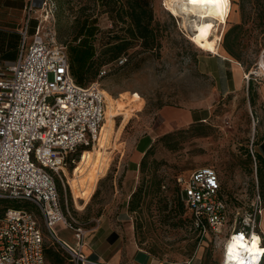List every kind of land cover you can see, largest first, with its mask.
<instances>
[{"label":"rangeland","instance_id":"1","mask_svg":"<svg viewBox=\"0 0 264 264\" xmlns=\"http://www.w3.org/2000/svg\"><path fill=\"white\" fill-rule=\"evenodd\" d=\"M43 1H38V19L32 26L40 20L42 34L50 41L70 47L78 42L76 35L83 19H96L99 30L93 39L100 54L113 36L112 30H120L98 0H48V5ZM171 1L153 0L152 4L161 45L145 49L136 43L126 51L125 64L107 65L110 70L100 79L107 101L106 120L95 147L83 156L80 150L72 154L61 171L59 191L70 225L59 222L53 229L74 244L75 228L81 227L85 248H91L101 213L109 211L117 217L125 210L134 222L138 244L157 260L166 264L192 260L222 264L225 233L215 237L202 232L184 202L173 199L177 189L181 196L178 178L204 166L218 171L232 221L241 224L258 196L264 198V165L250 153L253 150L257 154L260 140L263 110L258 88L264 86V77L258 76L249 84L244 75L261 61L264 20L253 0H231L227 25L220 30L219 54L214 48L202 47L203 40L193 35L190 26H184ZM31 39L32 35L28 43ZM224 43L233 47L236 57L226 52ZM236 72L241 74L239 79ZM166 105L209 106L212 115L206 121L167 132L159 119V110ZM112 117L115 122L107 139L104 126ZM150 133L154 141L143 155L135 157L136 149L148 144ZM149 149L143 169L141 161ZM88 152H93L94 160L86 170H79ZM89 172L93 182L88 188ZM153 181L163 184L159 197L149 195L146 202H129L141 183L149 186ZM4 202L33 211L46 249L57 251L63 264H70L67 252L51 235L36 205L27 200L2 199L0 213ZM48 264L53 263L48 260Z\"/></svg>","mask_w":264,"mask_h":264},{"label":"built area","instance_id":"2","mask_svg":"<svg viewBox=\"0 0 264 264\" xmlns=\"http://www.w3.org/2000/svg\"><path fill=\"white\" fill-rule=\"evenodd\" d=\"M42 4L48 5V0ZM37 8L36 0H30L25 8L17 58L0 62V199L27 200L36 205L73 264H110L85 253L81 227L75 228L74 244L53 229L59 222L70 225L57 178L62 179L61 171L72 154L80 150L83 156L99 141L107 107L100 79L110 69L104 66L96 80L80 85L71 73L67 45L46 39L40 20L30 32L32 12ZM127 60L123 55L116 63L121 66ZM262 64L264 50L261 61L244 74L248 83L264 77ZM251 153L255 159L253 150ZM178 180L181 198L196 226L215 237L225 233V255L231 253L229 241L243 235L248 242L256 233L261 247L253 254L257 260L247 257L242 264H263L264 242L257 231L264 210L260 195L239 224L232 221L216 169L200 167ZM0 264H48L44 233L33 211L8 208L0 215Z\"/></svg>","mask_w":264,"mask_h":264},{"label":"trees","instance_id":"3","mask_svg":"<svg viewBox=\"0 0 264 264\" xmlns=\"http://www.w3.org/2000/svg\"><path fill=\"white\" fill-rule=\"evenodd\" d=\"M98 1L104 12L109 14L114 25L116 27L120 26V30H112V32H114L113 36L106 42L105 48L101 49L100 54H98V48L93 39L99 30L96 25L97 20L93 19L91 22L89 18L83 19L76 35V41L78 42L70 47L67 45L71 73L80 85H87L96 80L100 70L104 66L116 63L117 60L121 56L126 55V51L136 43H140L145 49H156L161 45L159 38L160 29L155 24L154 20L153 0ZM253 2L260 9L261 19L264 20V0H253ZM224 48L228 54L236 57L231 45L224 43ZM252 81L253 79H250L249 84H251ZM249 91L252 95V86H249ZM152 147L153 145L151 148ZM150 149L145 153L141 161L143 169L146 167L147 156L151 152ZM256 153L257 154L254 153L255 160L258 159V161L264 165V159L258 152ZM257 171L258 174L261 173L259 168ZM57 185L61 190L62 186L58 178ZM162 187L163 184L158 181H153L149 186L141 183L131 194L129 202H146V198L149 195L152 196V198L156 196L159 197L162 193ZM0 200L2 202V199ZM4 200L10 201L8 199ZM173 200L175 202H183L179 194V189H177L176 197ZM4 204L2 213L8 208L23 209V207L11 206L8 202H4ZM130 209L136 210L133 207ZM2 213H0V215H2ZM45 254L47 261L50 260L53 264H63L64 262V260L59 259L60 254L55 250L46 249L45 247ZM68 258L70 259L69 255ZM70 264H72L71 261Z\"/></svg>","mask_w":264,"mask_h":264},{"label":"crops","instance_id":"4","mask_svg":"<svg viewBox=\"0 0 264 264\" xmlns=\"http://www.w3.org/2000/svg\"><path fill=\"white\" fill-rule=\"evenodd\" d=\"M29 1L30 0H0V62H11L18 56L21 45L20 30L24 22L25 8ZM38 1L39 0H36L37 4ZM39 10L40 9L37 8L32 12L33 19L30 25L31 33L34 32L37 25L36 24L34 27L32 26L35 19H38V15L36 14ZM240 75L239 72H236L235 78L239 79ZM258 94L262 102L263 121L260 125V140L256 147L257 152L264 159V86L258 88ZM211 115L212 110L209 106L195 105L186 108H176L166 105L159 110V119L162 122L161 127L167 132L175 128L186 127L192 123L206 121ZM149 135H151V133ZM154 139L155 137L153 135L149 136L148 144L143 148H137L135 157L143 155ZM262 200L264 203V198ZM99 221L100 224L95 228L93 234L95 239L93 247H84V251L87 255L110 264H166L157 260L148 250L140 247L136 240L134 222L125 210L120 212L117 217L112 215V213L110 214L109 211L106 212V215L101 213ZM257 231L264 242V210L259 217ZM57 235L60 237L58 233ZM188 264L197 263H193L192 260L188 262Z\"/></svg>","mask_w":264,"mask_h":264},{"label":"bare ground","instance_id":"5","mask_svg":"<svg viewBox=\"0 0 264 264\" xmlns=\"http://www.w3.org/2000/svg\"><path fill=\"white\" fill-rule=\"evenodd\" d=\"M171 6L175 13L183 19L184 26H190L193 30V35L203 40V48H214L215 51L220 54L219 42L222 40V31L220 30H223L227 25L232 9L231 0H218V2H214V0H197L195 3H193L192 0H172ZM261 68L264 70L263 64L261 65ZM114 122L115 120L112 117L108 124H105L104 126V135L107 139L110 137ZM93 158V152H88L86 161L79 167V170H86L94 160ZM91 175L92 174L89 172L86 178L88 188L93 182V177ZM85 189H87V187H85ZM253 237L257 238V248L252 249L251 251H249V248H251L252 240L248 242L243 240V244L248 247H242L237 243L236 239L229 241L227 246L229 251L231 249V253L225 255L224 251L222 264H225L226 262L228 264L231 262H234V264H242L247 257L250 259L255 258V260H257L256 255L253 254L259 252L261 247L259 246L258 234L254 233Z\"/></svg>","mask_w":264,"mask_h":264},{"label":"snow or ice","instance_id":"6","mask_svg":"<svg viewBox=\"0 0 264 264\" xmlns=\"http://www.w3.org/2000/svg\"><path fill=\"white\" fill-rule=\"evenodd\" d=\"M193 3L197 2V0H192ZM214 2H218V0H214ZM243 240H244V237L243 235H240L236 238V241L237 243H239L242 247H248L247 245H244L243 244ZM257 238L256 237H253L252 238V243H251V248H249V251H251L252 249H256L257 248ZM231 251V249H230Z\"/></svg>","mask_w":264,"mask_h":264}]
</instances>
